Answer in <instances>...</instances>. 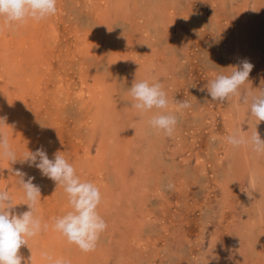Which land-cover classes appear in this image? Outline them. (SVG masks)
I'll return each mask as SVG.
<instances>
[{
    "label": "rangeland",
    "instance_id": "374dc122",
    "mask_svg": "<svg viewBox=\"0 0 264 264\" xmlns=\"http://www.w3.org/2000/svg\"><path fill=\"white\" fill-rule=\"evenodd\" d=\"M153 2L131 1L130 8L136 7V15H116L110 20L115 9H108L104 14L107 18L98 21L94 13L97 0H0V28L4 26L8 36L16 29L20 12L28 9L39 14V19L31 20L30 25L41 26V32H46L39 51L49 55L44 49L46 44H52L55 54L49 78L44 72L35 74L33 70L16 73L12 62L16 50L7 54L0 47V88L17 82L26 96L19 119H11L12 124L18 121L15 125L20 129L24 126L22 131L28 132L16 145L32 150L30 173L25 172L21 161L10 159L12 170L7 168L3 174V194L16 188V178L9 175L16 168L22 180L39 184L27 198L18 190V199H27L29 204V221L22 228L27 235L26 229L34 231L33 227H39L37 232L41 233L30 240L42 236V242L47 244L54 238L53 231L60 229L56 218L65 216L60 223L65 232L61 231L53 241L62 246L64 264H81L82 254L88 255L84 264H206L204 256L214 247L221 250L217 264H264V238L259 241L264 234V194L253 189L252 173L246 167L243 170V164L235 171L229 169L230 161L222 149V137L231 129L223 114L229 103L219 87L231 78L226 54L232 46L231 33L247 28L257 35L253 43L256 68L250 70V83L242 85L237 101L244 106L248 97H254L253 105L249 104L255 108V113L249 110L253 114L251 121H255L251 126L259 129L264 125V115L259 114L264 109V0H164L160 4L168 16L163 21L157 16L160 4ZM104 25L106 31L110 29L109 37L118 38L125 42L124 48L129 47L120 52L113 68L108 63L112 57L106 48L107 36L100 39L99 51L90 44L99 37L98 33H103ZM136 52L142 54L137 59L139 63L150 64L147 78L151 81L140 79L133 62ZM245 63L241 62L237 74L242 76ZM7 72L12 76L8 77ZM83 73L90 84L97 77L101 79L109 93L101 114L97 111L99 106L94 107L95 113L80 104L76 92ZM56 74L64 77L63 89H67L61 93L62 105H57L54 95L60 88ZM159 88L165 91L160 93ZM134 92L150 93L156 103L161 102L156 107L161 108L162 118L156 122L157 118L150 119L146 129H140L135 121L140 120L136 117L140 112L130 96ZM258 106L260 110L256 109ZM14 113L12 108L8 115ZM89 115L100 120L104 130L97 131L101 136L87 129ZM248 122L249 119L237 117L227 123L246 132L250 130ZM29 125L38 130L37 135L29 132ZM109 135L116 141L122 137L121 144L114 145V152L123 164H107L104 171L90 163L87 170L77 165L70 169L60 162L54 165L52 162L57 160L53 157L45 167L39 166L41 154L54 155L56 149L62 157L76 162L83 155L95 157L98 150L110 144ZM84 146L90 147V154ZM95 171L103 185L100 193L90 186ZM105 188L109 190L106 195ZM10 203L20 206L12 200ZM247 223L253 226L250 238L238 233L241 229L237 226ZM75 231L80 235L74 236ZM216 234L225 242L223 247L212 242ZM69 242L74 244L69 247ZM84 246L85 253L81 251ZM1 254V261L5 262V252Z\"/></svg>",
    "mask_w": 264,
    "mask_h": 264
},
{
    "label": "bare ground",
    "instance_id": "6f19581e",
    "mask_svg": "<svg viewBox=\"0 0 264 264\" xmlns=\"http://www.w3.org/2000/svg\"><path fill=\"white\" fill-rule=\"evenodd\" d=\"M13 1L14 0H9V3H12ZM131 1H134V0H97V3H98V4H96L97 8L94 11L95 17L98 21H103L108 16V15H104L108 12V9H115V14L111 15L108 19L112 20V16H116V15L117 16L118 15H124V16L131 18L132 16L136 15V13L138 12V11H136V12L134 11V10H136L135 6L130 8ZM163 1L164 0H154L155 3L154 2L153 3L154 4H160ZM166 1H168V0H166ZM143 2L147 3V0H143ZM157 9H158L157 16H158L159 20L163 21L164 18L166 16H168V14L166 12V8L162 7L160 4V6ZM20 14H21L20 17L17 18L18 21L16 23L17 24L16 29L13 30L9 36L7 34L8 33L7 29L1 25L2 27L0 28V43H1L0 47H2L3 49H6L5 53H7V54L12 53L13 50L14 51L16 50V54H17L16 59H14V58L12 59L13 60L12 62L15 63V70L14 71L16 73L20 74L21 71L26 72L27 70H33V72L35 71V74H41L39 72H42V74H43V72H44L50 78L49 73L53 70L52 69V66H53L52 65V63H53L52 57L55 58L54 48L51 47L52 44L51 45L46 44L48 46L47 47L45 46V49L44 48L43 49L47 50V52H49V55L44 56V52L41 53L39 51V49H41L40 48L41 46L39 47L38 45L43 42L44 38H46L45 36H43L46 34V32H41V30H40L41 26H31L30 25L31 20L39 19L38 18L39 14L35 13V12L33 13L32 11H30L28 9L21 11ZM122 19L123 18H121V21H122ZM127 25H128V23H127ZM105 27H106L105 25L102 26V29H103L102 34L98 33L99 34L98 36L100 38L99 37H98L99 39L96 38V40H93V42L90 41V44H94V46H96V48L91 47V48H93L94 51L95 50L99 51V46L101 44L100 39L104 40L103 36H107V37H105L106 48L108 50H110L109 55H111V57H112V58H108V63L113 68L114 64L117 63L116 60H118L120 52L125 51V50L128 51L129 47L127 48V46H126V48H127L126 49V48H124L125 47L124 41L119 42L118 38L114 37L112 39L111 36L109 37L110 29L108 28L106 31ZM100 28H101V26H100ZM38 32H40V33H38ZM255 37L257 38V35H255L254 33H250V30L247 28H243V29L238 28L231 33V38H230L229 42H231L232 46H230V48L227 50V53H226L227 57L229 59L228 64L230 65L231 78L226 79L225 82L221 86H219L221 93L224 96H227V99H228V103H229L228 105L229 106H227L228 109L226 111L224 110L223 114L225 117L226 125H228V128L231 127L230 131L226 134V136L224 135L222 137V141L225 145L224 147H222V149L225 151V158L228 161H230L229 169L230 170L233 169V171H235V169L238 165L243 164L242 169L244 170V168L246 167V170H250L252 173L251 174L252 175L251 176V184H252L253 189L262 190V192L264 194V125L262 124V126H260L259 129L256 127L257 126L256 124H255L256 125L255 127L251 126L255 122V121L252 122L253 120L251 121V116L253 114L251 115L249 113L250 111L255 113V108L251 107L253 105L254 97H248L245 101L246 105H244V106L239 104V102L237 101V98H238L237 96H240V95H238V91L242 88V85L244 86V85H247L250 83V81H249L250 79H249V75H248L250 70L252 68H254V69L256 68V65L254 64L256 56H254V54H253V53H256L253 50V47H254L253 43H255V40H254ZM87 45L89 46V44H87ZM14 47H15V49H14ZM139 49H140V47H139ZM249 50H251L252 55L250 54ZM22 54H25V55H22ZM135 54H136V56H134L133 62H135L134 65L137 66L138 73L140 75V79H143L146 81H151V79L147 78V76H148V70L147 69L151 67L150 64L148 63V61H146V63H139V61H137V59H138V57H141L140 55H142V54H140L139 52L138 53L136 52ZM46 57H47V59H45ZM243 60L246 63H245V68L243 70L244 73H242V76H241V75L237 74V72H238L237 70L241 66V62H244ZM137 62H138V64H137ZM100 68H101V66H100ZM103 73H104V71H103ZM125 73L128 74V73H130V71L129 72L127 71ZM6 74L8 77L12 76V74L9 75V72H7ZM56 75H57L56 77L58 78V81H59L58 83L60 86V88H59L60 90L58 89L54 95L57 97V99H56L57 105L58 104L62 105V103L64 102V99H62L61 93L67 91V89H63L64 88L63 84L65 82L64 77L61 75H58V74H56ZM0 76H1V74H0ZM116 76H118V75H116ZM123 76H124V73H123ZM14 83L11 85L7 84V86H5V88L4 87L0 88V125L3 124L1 126L3 128L0 131V254L5 252L4 259H6L5 262H2L1 261L2 258L0 256V263L2 262L1 264H64L63 256L61 254L62 253V246L59 247L60 245H58L56 242H53V241L57 240V238L60 237L61 231L65 232V228H63L60 225L61 222L65 221V218H64L65 216L64 217L61 216V218L60 217L56 218L55 221H57V219H59L58 220V225H59L58 227H60L61 230L60 229H55V230L52 229V230H54L52 233L54 235V238L50 242H47V244L42 242V239H41L42 236H40L39 238L36 237V240H33L31 242V240L35 234L39 235L41 233V231L37 232L39 230V227H33L35 229L34 231L26 229L27 235H25V228H22L24 223L26 221L27 222L29 221L28 219L30 216L28 214V209H27V208H29L28 207L29 204H28L27 199H25V200L18 199V195H19L18 190L22 191L23 196L25 198H27L26 197L27 195L33 194L37 190V186H39V184L34 183V182H31V184H28L27 183L28 180H22V177L21 178L19 177L20 174L19 175L16 174V173H18V170H19L18 168H16V172H11V174L9 173V175H11L12 178H14V177L16 178V188L13 187L12 189H10V191H8L7 195H5V196L3 194L5 191V184L3 183L4 182L3 174L5 173L7 168H9L10 171L12 170V169H10L11 160L16 159V162L21 161L20 163L22 164V166L26 168L25 172L30 173L29 172V166H30V162L32 159V157H31L32 150L31 149L20 148L16 145V142H18L21 138H22L21 140H23V138L25 139L24 135L28 132L22 131V130H24L23 128H25L24 126H23V128L20 129L19 125H15L16 123H18V121H16V123H13V124L11 123V119H13V120L19 119L18 118V116L20 115L19 110L24 107L25 99H26L25 98L26 96L23 95L21 92L22 90L19 86V83H17V82H16V84H14ZM137 83H139V82L137 81ZM218 84H219V82L217 83V85ZM124 85L125 84H123V86ZM104 86L105 85L102 83L101 79H99L98 77L95 79V82L93 84H90V82L86 78V73L85 74L83 73L81 75V85H80L78 91L76 92V94L79 95L80 104L82 106L83 105L87 106V108L90 110V112L95 110L94 109L95 106H99L97 108V111H98V113L101 114L102 113V107L106 105V102L108 99L107 94H109L108 91L104 88ZM136 87H138V86H136ZM143 89H144L143 91L146 92V89L145 88H143ZM136 90H137V88H136ZM139 91H140V89H139ZM148 91L149 90H147V92ZM164 91H165V88H164V90H163V88H159L160 93H163ZM121 93H119V94H121ZM253 93H254V90H253ZM149 94L150 93L140 95L138 92H134L130 95L132 98H134L136 100V102L138 103L137 105L139 106L138 110L140 113L136 117L140 118V120L136 118L135 121L140 124V129H143V128L146 129V125L149 124L148 122L150 121V119L155 120L157 118L155 120V122H156L158 119L162 118L161 117V111H160L161 108H159V106L156 107V105H159V103L161 104V102L159 101L156 103L151 98L152 96ZM229 98H230V100H229ZM250 98H252V99H250ZM156 99H159V97H156ZM120 100H123V98ZM124 101L125 100H123V103H124ZM130 103H132V102H130ZM249 104H252V105H249ZM169 105H170L169 107L175 108V106L173 104L169 103ZM12 108L15 110V113L13 114V116H9L8 113L10 112V110ZM256 109L260 110L261 108H260V106H258ZM259 114L264 115V109H262L261 112H259ZM89 116H90L89 122H88L89 126L87 127V129H89L90 133L97 135V137L99 135L101 136V133H99L97 131L98 128H100V129L103 128L101 123H100V120L97 117H94V116L91 117V115H89ZM237 117L240 119H243V120L249 119L248 123L250 124V127H249L250 130H248L246 132L240 131V129H238L236 126L235 127L238 130L234 127V124L232 126L231 123L230 124L227 123L228 120L230 121L232 118H237ZM100 119H101V116H100ZM231 122H233V121H231ZM14 126H16V127H14ZM11 128H12V130H11ZM28 130L30 133H32V135H37V133H38V130H36L33 125H29ZM103 130H104V128H103ZM16 131H18V132H16ZM10 132H12L14 135H17L18 137L14 136V135L10 136ZM19 132H23V133H19ZM131 132H132V130H131ZM14 137H16V139ZM109 138L111 139L110 144H107V145L103 146L100 150H98V153L95 157H92L89 155H87L88 156L87 157L86 155L85 156L83 155L82 157H78L79 162H76V159L75 160L74 159H69V160L66 159V157H64L65 155L62 157L60 150L58 151V149H56L54 151V155H51V154L46 155V153L41 154V157L39 159V164H41V165H39V166L45 167L46 164L51 163L52 160L50 158L55 157L57 161L52 162L54 165H56V164H58V162H60L62 165H65L66 168L74 169V167L77 165L79 169L82 168L84 170H87L85 168H88V166L90 167V164H93V166H96L100 171L101 170L104 171L107 169V164L110 165L112 163L116 164L118 162L119 163L121 162L120 156L116 155V153L114 152L115 151L114 145H115V147L120 145L121 142L123 141L122 137H121L120 141H116V138L114 136H111V135H109ZM87 140H88V142H90L91 139H87ZM88 146L87 147L84 146L83 149L87 154H90L88 151L90 147L88 148ZM126 150L130 151L131 146L127 147ZM90 151H91V149H90ZM243 155H245L244 159L241 158ZM253 156H254V158H253ZM239 158H240V160L242 159L241 162L239 160H237ZM243 160H245V161H243ZM42 164H44V165H42ZM120 164H123V163L121 162ZM143 166H145V165H143ZM63 168H64V166H63ZM86 172H88V171H86ZM87 174L88 173H85V175H87ZM89 174H91V173H89ZM91 175H92V178L94 177L95 179H94V181H92L90 186H92L95 190H97V191H95L96 193L97 192L100 193L102 191L103 185L101 184V182H99V179H98L99 178V172L95 171ZM171 176H172V174H171ZM26 177H28V176H26ZM111 178H112V176H111ZM45 181H49V180L45 179ZM82 182L83 181L81 180L80 184H82ZM56 184L54 185V187H56ZM112 188H114V187L112 186ZM105 190L106 191H104V193L106 195L107 191L109 192V190H107L106 188H105ZM11 200L14 202V204H19L20 206L19 207L11 206V205H13L10 203ZM223 204H224V202H223ZM57 210H59L58 213L61 212V209L58 208ZM250 210L253 212L254 209L250 208ZM55 212H53V213H55ZM68 213L69 212H67L66 215H68ZM81 214L82 213H80V215ZM80 221H81V219H80ZM81 223L83 224V223H85V221H81ZM237 227H239L241 229V232L240 231L238 232L240 235L245 236V234H247V236L249 238L252 237L251 230H253V226L251 224L248 225V223H247L245 226L240 225ZM71 233H73V231L70 232V234ZM111 234H113V232ZM76 235L79 236L80 233L78 231L77 232L75 231L74 236H76ZM109 236H110L109 238H112V235H109ZM253 236H255L254 232H253ZM218 237H220V236H218L216 234V236L213 238L212 242L215 243L214 245L222 246L223 243H225V242H223ZM262 238H264V234H262L259 237V241L261 240L260 242H262ZM12 239H14L13 242H12ZM257 239L258 238L255 237V240H257ZM252 241H254V239ZM111 243H112V241L110 240L109 244H111ZM68 244L70 247L74 243L72 244V242H69ZM86 249H87V247L85 248V246H84L81 249V251L83 253H85V252H87ZM109 249H110V251L112 250L111 246ZM214 249L215 250L212 249L210 251V254L204 256L203 262H205L206 264H217V262L220 260L219 254L221 253L220 252L221 250H219V248L216 249V247H214ZM102 250H104V248H102ZM47 251L49 252L48 254H47ZM105 252H106V250L103 251V253H105ZM81 256L83 258V260L81 261V264H84L85 262L88 261V259H87L88 255L82 254Z\"/></svg>",
    "mask_w": 264,
    "mask_h": 264
}]
</instances>
